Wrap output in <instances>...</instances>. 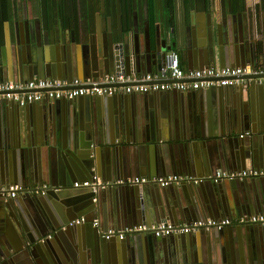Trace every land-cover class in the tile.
<instances>
[{
	"label": "crops",
	"instance_id": "obj_1",
	"mask_svg": "<svg viewBox=\"0 0 264 264\" xmlns=\"http://www.w3.org/2000/svg\"><path fill=\"white\" fill-rule=\"evenodd\" d=\"M10 3L8 17L0 20V37L5 22L12 31L13 23L27 20L38 29L42 41H48L52 36L62 51L65 46L79 50L89 38L99 42L104 35L108 38L111 34L117 40L122 31L134 27L135 20L136 28L143 31L147 26L152 37L156 34L177 38L201 34V26L211 25L214 21L217 24L224 21L222 19L231 22L240 19L246 38L244 49L250 59L243 57L240 62L244 65L264 63L261 57L264 55V0H193L192 4L183 7L178 3L172 24L168 16L166 20L161 19L165 10L160 12V2L156 12L158 19L150 23L145 0H40L43 15L38 10L39 0H10ZM178 54L180 64L185 65V55L180 51ZM258 89L236 85L224 92L220 90L218 94L206 88L194 90L193 97L187 96L192 90H184L179 95L169 90L130 97L137 114L144 116V125L132 138L116 132V103L111 98L69 100L73 102L68 103L67 98L61 99L53 108L55 117L48 115L46 106L38 104V107H32V113L26 114L22 124L19 118L23 111L19 106L0 102V264H52L49 260L51 251L60 258V264H88L85 249L93 217L99 220L102 229H123L137 225L133 223L138 220V224L144 225L160 221L189 223L205 218L231 220L220 230L173 234L156 240L157 244L150 242L149 232L103 240L108 253L113 251L124 258L122 262L115 259L116 264H125L130 248L143 264H193L192 248L200 245L198 248L206 250L204 235L211 244L208 245V256L205 252L200 256L201 264H264V235L257 237L262 226L240 222L242 217L264 214V176L256 180L242 178L218 182L209 178L218 170L264 168L261 151L256 157L254 155V151L264 145V99L263 92ZM30 118L39 120L40 124L49 121L50 133L47 129L43 131L46 135L41 132L31 139L30 130L24 128ZM239 134L244 136L240 138ZM18 135L31 148V179L29 160L23 157L27 147L19 146L18 157L13 150L4 147L8 136L15 138ZM74 141H84L92 149L91 160L84 155L80 160L79 154L62 149L75 144ZM244 152L249 155L246 160L240 159ZM131 159L130 169L137 172L133 176L180 174L205 179L198 185L170 184L162 188L163 192L159 190L160 186L150 184L100 189L96 194V208L83 214L87 221L76 225L75 231L64 230L53 235L52 227L45 226L47 217L61 223L80 216L73 207L84 204L89 192L85 187H74L72 182L96 174L108 186L114 180L130 177H119L122 175L116 173L114 165L118 163L119 168ZM89 162L91 166L85 167ZM206 162L208 167L202 169ZM126 168L120 174H126ZM40 184L46 186V191L43 196H35L32 188ZM9 185L22 186L28 193L19 192L9 199L11 201H3L1 191ZM138 187L147 190L153 187L158 195L161 193L160 202L164 208L165 204L168 208L184 206L183 200L173 194L174 188L193 189L191 203H196L199 211L192 212L187 219L180 215L174 219L168 215L150 219L146 212L138 210ZM142 189L139 193L145 199ZM185 202L189 205V199ZM140 207L146 210L145 205ZM134 213L143 217H136ZM48 234L51 236L47 237ZM108 263L104 256L97 264Z\"/></svg>",
	"mask_w": 264,
	"mask_h": 264
},
{
	"label": "water",
	"instance_id": "obj_2",
	"mask_svg": "<svg viewBox=\"0 0 264 264\" xmlns=\"http://www.w3.org/2000/svg\"><path fill=\"white\" fill-rule=\"evenodd\" d=\"M222 20L224 21H221V23L216 24V22L214 21L212 22L211 25L207 24L206 26H201V30H202L201 34L197 33L196 35H194L191 33L190 35L185 34L183 37H177V38H173L172 36H168L164 38L156 34L154 37H152V35L149 33L147 26L144 27L143 31H139L136 28L137 22L135 20L134 27L132 28L130 26L129 28H127L126 31H122L119 35L120 37H118L117 40L116 37L112 36L111 34H109L108 38L106 37V35H104L102 41L99 42L96 39L92 40V38H89L88 43L83 44L79 50L71 49L70 47L65 46L64 47L65 49H63V51H62V47L61 48L59 47L60 46L59 43L54 41L52 36L49 38L48 41H46L45 39L44 41H42L38 29L37 28L35 29L32 23H27V20H25L22 23L18 22V24L13 23L12 31L9 30L8 23L5 22L4 31H3L4 33H2L0 37V82L2 81L25 82L34 77L37 78L69 77L67 79L80 77L85 79V78L101 77L102 75L107 73H125L127 75H143L145 73H154V72L158 73L161 70V68H163L165 65H167L170 62L173 51H176L177 53L178 51H180L182 55H185L184 58L185 65H183L184 68H202L208 66H215V64H217L220 67L227 65L243 66L244 62H240L241 61L240 59H242L243 57L249 59V53L247 50L244 49L246 38L244 37V29L242 26V22L240 21V19H238L237 22L234 20L232 22L225 19ZM21 27H23L24 30H22ZM247 45L249 46V43H247ZM262 46L264 47V41L262 43ZM261 57L264 62V55ZM236 85L239 86L243 85L246 88H254V86L258 87L259 88L258 90H261V92H263V99H264V83L252 82V83H240ZM236 85H232V86H236ZM232 86L208 87L206 88V90H208L211 93L218 94L220 90L224 92L226 88H230ZM199 89H204V88H199ZM199 89H195V90H199ZM173 91H175L178 95L180 94V92H184V90L183 91L177 89L170 90V92ZM193 92L194 90H192L190 93H187V96L193 97L194 96ZM137 95L146 96L149 95V93L118 92L112 95L85 94L74 98H67V99L60 98L57 100L55 99L56 101H54L53 103H51L52 101H46V100H41L39 101L40 103L33 101L22 106L12 101H3V102L12 103L16 106H19L20 110L23 111L22 118L21 117L19 118L20 124H22V121L25 119L26 114L32 113L33 110L32 107L34 106L38 107V104H43L42 105L43 107L46 106L47 112H50L48 113V115L54 116L53 108L61 99L63 100L66 99L68 103V102H73L69 100H78V101H81L83 99L92 100V98L99 99L100 97H104L106 100L111 98L114 101V103H116V111H115L117 118L115 123L116 132L122 134L123 137L130 135V137L132 138L133 134L137 133L138 130H141V125H144L143 124L144 116L137 114L138 110H135L136 108L133 107L134 103H132L133 99H131L132 97ZM237 95H239L238 92ZM232 97L234 98L233 94ZM38 112L39 111H37V113ZM42 112H45V110L43 109ZM30 119H29L30 123L28 122V124H26L24 128L26 131L28 129L30 130L31 139H33L34 135H39L43 131L46 132L47 129L50 133L51 129L49 126V121H43L44 123L40 124L39 120H35V119L30 120ZM140 122L142 124H140ZM240 123L241 122L238 120L239 127H240ZM20 135H22V132L20 133ZM20 135H18L15 138H10L8 136L7 140H5L4 147L5 149L10 148L9 150H13L15 157H18L19 146L23 145L24 147L25 146L27 147L26 151H23V157L25 160H29V166L31 169L29 176L31 179L32 178L31 148L26 144V142L23 139H21L22 136L20 138ZM44 135L46 134L44 133ZM239 137L242 138L241 136ZM73 143L75 144L71 146L68 145V148L63 147L62 149L63 150L70 149L74 151L75 154H79L80 160H83L84 157L91 160L89 156H92L91 155L92 149H90L88 145H85L84 141L82 142L74 141ZM244 143H246V141ZM6 151L7 150H5V152ZM259 151H261V153ZM258 152L259 154L263 155V159H264V145L258 147L257 150L254 151L255 157ZM117 157L120 156L117 155ZM247 158H249L247 152H244L243 156L240 155V159L242 160L243 159L246 160ZM132 163H133L132 159L130 161L128 160L119 168H118V163H115L114 167L117 170L116 173L122 175L119 177H123L127 175L132 177L133 175H136L137 172L130 169L131 167L130 164ZM208 165H209L208 162H206L202 169H205L206 167H208ZM84 166L89 168L91 166V162H89V164H85ZM140 166L141 164L139 165V167ZM124 167H127L125 169L126 174H120L121 173L120 171H122ZM245 178H249L250 180L253 179L256 180V178L259 179L261 178V176L245 177ZM218 181H213V182H218ZM113 182L114 183H111L108 186L98 187L97 191L95 192H93L89 187H85L87 189V192H89L86 195L88 199L85 200L84 204H79V205L76 204L73 207V210L76 211V215L83 216V214H85L87 210H92L93 208H96V204H97L96 194L100 189L103 190L104 188H109V187L113 188L114 186L134 185V184L116 183L115 180ZM213 182L210 181V183ZM150 185L158 186L156 184H150ZM142 188L143 187L137 188L138 196H139L138 210L140 211V213L142 211L146 212L150 219H156V218L158 219V217L164 218L165 215H168V217L171 219H174L179 215L182 218H186L187 216L190 217L192 212L199 211L196 203H191L194 194L193 189L191 190L189 188L188 190L185 189L184 187L174 188L172 191L173 194L177 198H180V200H183L182 204L184 206L181 208L179 207V205H175L177 207L170 206L168 208L167 205L165 204V208H164L162 207V203L160 202L161 193H159L158 195L154 191L153 187L152 188L150 187L149 190ZM160 188H161L159 189L160 191L164 190L162 189L164 187H160ZM140 189H142L143 192L145 193V199L142 198L143 194L139 193ZM24 190H25L24 194H27L28 192H26V189ZM33 193L35 196H37L36 195L37 193L35 192ZM38 195L43 196V194H38ZM186 199H189V205H186L185 202ZM2 200L7 201L9 199L4 200L2 198ZM142 205H145L146 210L140 207ZM192 205L194 206L192 207ZM6 208H8V206H6ZM108 213L110 215L109 211ZM134 214L136 217L142 216L139 214L136 215V213ZM84 218L86 220V216H84ZM67 221L68 220H65L64 222L60 223L58 221L55 222L54 220H52L51 217H47L44 224L46 227L49 226L52 227L51 230L53 235L54 233L55 234L63 233L64 230H66V232L75 231L76 225L68 226ZM86 221L84 223H86ZM139 222L140 221L138 220L136 221V223L133 224H138ZM22 225L24 228L26 227V225L24 224ZM35 226L39 227L37 223ZM89 231L90 233L88 235L87 248L85 249V254H86L85 257L88 261V264H97L100 261V259H104V256L106 257V260L109 263L116 264L115 259L121 262L124 261V258L122 256L120 257L115 255L114 253H112L113 251L111 252L109 251L108 253L103 243V240L106 239L102 237L100 233L97 232L95 227L92 226V229H88V232ZM93 231H95V233ZM201 231L204 232L203 230ZM150 234H151L150 237L152 239V241L150 242L152 244L154 243L157 244L156 240H159L162 237H164V236L158 237L152 233ZM257 234H260L257 235L258 238L259 236L262 237V235H264V228L261 227V231H258ZM126 236L128 237L129 234ZM204 236L206 240L204 241L203 244H205L204 248H206V250H201L200 248H198V246L200 245L193 247L195 248V251L192 248L193 256L195 254L193 264H201L200 256L204 252L208 256L207 253L208 245L211 244V240L209 238L208 239L206 238L207 235ZM49 255H50L49 260L52 262V264H60L59 262L60 258L57 256V254L52 253L51 251ZM139 258L140 257L135 252V250H133L132 248L127 249V253L125 256V264H143L142 262L138 261Z\"/></svg>",
	"mask_w": 264,
	"mask_h": 264
},
{
	"label": "built area",
	"instance_id": "obj_3",
	"mask_svg": "<svg viewBox=\"0 0 264 264\" xmlns=\"http://www.w3.org/2000/svg\"><path fill=\"white\" fill-rule=\"evenodd\" d=\"M264 83V63L238 66H208L202 68L185 69L179 61L176 51L172 52L170 62L157 73H145L143 75H127L125 73H107L96 78L57 79L51 77L32 78L25 82L2 81L0 82V102L12 101L19 105H25L33 101H52L60 98H74L80 95H112L118 92L148 93L158 91L195 90L199 88L232 86L240 83ZM248 132H245L247 135ZM239 136H244L240 134ZM264 176V168H248L238 171H216L209 176L213 181L242 179L245 177ZM204 177L183 176L180 174H166L153 177L130 176L118 179L116 183L125 184H156L166 187L174 183H201ZM74 187H89L95 192L104 184L96 174L72 182ZM25 188L19 185H9L1 191L4 200L15 197ZM46 186L38 185L32 188V192L44 194ZM86 220L84 216H78L67 221L68 226L79 225ZM227 218L196 219L189 223L174 224L169 221H160L152 225L137 224L123 229H102L99 220L93 217L90 224L105 239L116 237L123 239L134 232H149L155 236H169L173 234H185L192 231L222 229L230 224ZM240 222L255 223L264 227V214H253L242 217ZM51 235L48 234L47 237Z\"/></svg>",
	"mask_w": 264,
	"mask_h": 264
},
{
	"label": "trees",
	"instance_id": "obj_4",
	"mask_svg": "<svg viewBox=\"0 0 264 264\" xmlns=\"http://www.w3.org/2000/svg\"><path fill=\"white\" fill-rule=\"evenodd\" d=\"M233 2L238 1V0H232ZM146 2V9H147V13H148V19L151 22H154L155 20L158 19L156 12L158 10L157 8V4L160 2V12L163 10H165V16H161V19L166 20L165 17H169L168 19L170 24L173 23V17L175 16V14H173L178 6V3L180 5H182L181 7L187 5V4H192L193 0H145ZM10 5H12L10 3V0H0V20L3 19V17H8L9 15V11H10ZM40 3L39 0V8L38 10H40V13H42L43 15V10H42V5ZM46 18V17H45Z\"/></svg>",
	"mask_w": 264,
	"mask_h": 264
}]
</instances>
